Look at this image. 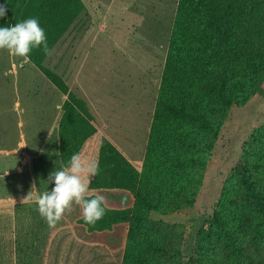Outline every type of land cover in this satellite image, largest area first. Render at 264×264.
<instances>
[{
	"label": "trees",
	"instance_id": "16d2710c",
	"mask_svg": "<svg viewBox=\"0 0 264 264\" xmlns=\"http://www.w3.org/2000/svg\"><path fill=\"white\" fill-rule=\"evenodd\" d=\"M0 26L36 17L52 49L84 10L82 0H0ZM28 61L62 94L59 155L65 167L97 134L101 171L89 188L129 191L133 205L109 209L88 231L127 222L120 264H183L182 230L151 219L195 202L203 170L232 106L264 94V0H178L142 163L102 132L87 102L42 62ZM242 163L226 179L209 227L201 231L190 264H264V123L243 147Z\"/></svg>",
	"mask_w": 264,
	"mask_h": 264
},
{
	"label": "rangeland",
	"instance_id": "374dc122",
	"mask_svg": "<svg viewBox=\"0 0 264 264\" xmlns=\"http://www.w3.org/2000/svg\"><path fill=\"white\" fill-rule=\"evenodd\" d=\"M82 1L84 11L42 65L58 75L64 74L67 66L80 68L82 83L90 87L92 107L108 125L105 132L130 159L139 160L145 149L147 125L178 0ZM69 81H65L68 86L72 76ZM71 90L84 99L79 91ZM60 96L30 62L19 57L10 60L8 53L0 50V182L11 184L16 178L11 160L24 149L20 140L25 141L28 153L44 143ZM263 123L264 94L256 93L245 103L232 106L203 170L195 202L170 215L151 213V219L177 224L182 230L183 264L196 258L198 238L209 227L223 184L242 163V150L251 133ZM1 217L10 228L12 213L5 211ZM2 224L0 219V228ZM6 241L0 244V264H11V245ZM61 263L83 264L68 258ZM119 263L116 255L100 262ZM34 264H39L38 260Z\"/></svg>",
	"mask_w": 264,
	"mask_h": 264
},
{
	"label": "crops",
	"instance_id": "0c3cea01",
	"mask_svg": "<svg viewBox=\"0 0 264 264\" xmlns=\"http://www.w3.org/2000/svg\"><path fill=\"white\" fill-rule=\"evenodd\" d=\"M9 58L13 60L15 57L9 55ZM19 60L29 62L26 57H19ZM13 68L14 74H16L14 63ZM60 75L69 83V78L72 76V85L69 84L68 87L70 90L72 88L79 91L84 97L98 125L97 132L104 133L123 152L121 147L105 132L108 128L107 123L98 118V112L92 107L90 87L82 83L80 79L81 69H71L67 66L64 74L60 73ZM65 97L61 94L55 106L62 104ZM55 109L56 113L49 125L44 143L39 145L36 151L28 153L25 141L20 140L18 143L24 149L20 155L11 160L15 166L16 178L11 184L0 182V214L5 211L12 213L10 228L8 222H5V217L0 218L3 223L0 228V244L6 240L7 243L10 242L11 264H34L36 260L39 264H55L56 262L62 264L61 262H65L67 258L70 261L83 262V264H100L102 260L110 259L113 255L119 256V261H121L127 222L116 223L112 225L111 229L88 231L87 227L79 222L82 217L80 206L73 205V210L70 213H66L61 221L50 227L40 216L34 200L23 199L33 184H35L37 192L51 190L54 184L47 182L49 173L64 167L59 155L58 139V122L62 109L58 110L56 107ZM150 122L151 118L147 125V134ZM98 148L99 140L97 134H94L86 140L80 154L85 159L96 158ZM13 152L16 153L17 149H13ZM143 156L139 160L127 157L132 162L141 164ZM5 173L9 174V171L6 170ZM90 192L104 195L106 207L109 209H125L131 208L133 205L132 194L124 189L90 188Z\"/></svg>",
	"mask_w": 264,
	"mask_h": 264
},
{
	"label": "clouds",
	"instance_id": "9594fccd",
	"mask_svg": "<svg viewBox=\"0 0 264 264\" xmlns=\"http://www.w3.org/2000/svg\"><path fill=\"white\" fill-rule=\"evenodd\" d=\"M7 12L6 5H0V17ZM42 48L45 55H51L45 30L39 19L30 17L8 26H0V50H6L12 57H28L33 49ZM23 65H21L22 67ZM58 110L62 104L55 106ZM101 171L99 159H85L80 153H74L67 166L51 171L47 182L53 183L51 190L37 192L35 184L23 199L33 201L47 224L52 227L73 210V205L80 206L82 218L90 226L101 220L106 214V198L100 193L90 192L92 177Z\"/></svg>",
	"mask_w": 264,
	"mask_h": 264
}]
</instances>
